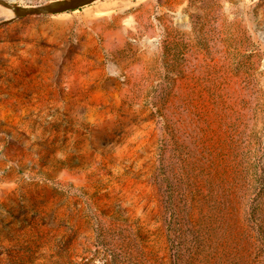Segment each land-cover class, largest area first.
I'll return each mask as SVG.
<instances>
[{
  "label": "rangeland",
  "instance_id": "1",
  "mask_svg": "<svg viewBox=\"0 0 264 264\" xmlns=\"http://www.w3.org/2000/svg\"><path fill=\"white\" fill-rule=\"evenodd\" d=\"M0 264H264V0L0 26Z\"/></svg>",
  "mask_w": 264,
  "mask_h": 264
},
{
  "label": "water",
  "instance_id": "2",
  "mask_svg": "<svg viewBox=\"0 0 264 264\" xmlns=\"http://www.w3.org/2000/svg\"><path fill=\"white\" fill-rule=\"evenodd\" d=\"M99 0H53L46 4L32 7L14 5L7 0H0V6L10 10L12 17L0 21V26L9 24L25 16H53L78 10Z\"/></svg>",
  "mask_w": 264,
  "mask_h": 264
},
{
  "label": "bare ground",
  "instance_id": "3",
  "mask_svg": "<svg viewBox=\"0 0 264 264\" xmlns=\"http://www.w3.org/2000/svg\"><path fill=\"white\" fill-rule=\"evenodd\" d=\"M5 12H6V13H9L10 11H9V10H6Z\"/></svg>",
  "mask_w": 264,
  "mask_h": 264
}]
</instances>
